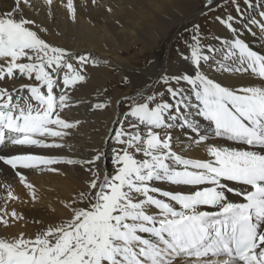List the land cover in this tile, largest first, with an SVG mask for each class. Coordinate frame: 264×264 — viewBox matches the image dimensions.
<instances>
[{
  "label": "snow or ice",
  "instance_id": "obj_1",
  "mask_svg": "<svg viewBox=\"0 0 264 264\" xmlns=\"http://www.w3.org/2000/svg\"><path fill=\"white\" fill-rule=\"evenodd\" d=\"M59 2L75 22L74 0ZM53 4L12 0L0 11V164L33 202V173L65 175L71 166L82 173L83 189L63 204L69 216L35 221L34 236H0V264H264V54L237 27L264 40V0H243V7L241 0H202L205 27L218 23L230 36L193 22L178 34L186 66L141 84L124 76L132 94L116 100L111 152L101 145L86 157L51 153L68 149L86 123L66 118V110L111 106L110 97L92 103L80 96L89 69L117 66L46 40L47 27L27 13ZM103 7L113 13L118 0ZM217 70L251 82L224 83ZM0 200L5 228L24 219L7 210L20 198L2 178Z\"/></svg>",
  "mask_w": 264,
  "mask_h": 264
},
{
  "label": "bare ground",
  "instance_id": "obj_2",
  "mask_svg": "<svg viewBox=\"0 0 264 264\" xmlns=\"http://www.w3.org/2000/svg\"><path fill=\"white\" fill-rule=\"evenodd\" d=\"M74 2L77 5L75 22L70 19L67 8L59 0H54L51 9L46 8L38 14L28 12L27 15L47 27L49 34L45 36V39L54 45L69 48L78 53H91L117 66V70L109 67L90 68V80L80 93L83 99L96 103L104 101L105 89L115 88L113 93L115 109L86 112L83 107H74L66 110V118L83 120L86 123L81 126L75 138L67 142L68 149L53 150L51 153L86 157L84 147L90 151L91 148L102 145L105 149L104 140L121 112L116 100L125 95L123 89L127 91V94H132V89L122 84L121 77L128 76L137 84H141L150 74L163 69L176 71L186 66L177 55L178 37L168 57H163L161 53V42L174 31L181 32L183 27L197 20L201 24L202 16L199 14L202 0H118L119 7L113 13H107L103 7V5L112 3L113 0H100V7L88 6L86 8L80 6L82 0H74ZM11 3L12 0H0V11L8 10ZM63 3L66 4V0H63ZM241 6H244L243 3ZM231 13L236 16L235 11ZM237 27L240 29L241 37L254 50L264 54V40L250 35L243 23L238 22ZM208 29L221 37L230 36V33L218 23L207 25L205 31ZM180 48L184 50L183 45ZM212 74L227 84L242 85L251 82L248 79H228L223 72L218 70L213 71ZM253 79L257 78L253 77ZM96 128L101 132L93 138L90 133ZM0 169H4L0 173V178L5 179L12 186L14 194L20 198L19 201H9L7 210L11 212L14 208L24 217L23 220L7 228L0 224V236L12 237L21 232L26 236H34L39 231L35 221L50 223L60 217L69 216L70 213L63 207V204L69 202L76 193L83 189L82 173L73 170L71 166L63 168L65 175L33 173L30 180L35 184L39 197L37 202H33L28 190L19 183L11 171L2 164H0ZM20 201H26V203ZM2 204L3 200H0V205ZM52 209L56 211L52 212Z\"/></svg>",
  "mask_w": 264,
  "mask_h": 264
},
{
  "label": "rangeland",
  "instance_id": "obj_3",
  "mask_svg": "<svg viewBox=\"0 0 264 264\" xmlns=\"http://www.w3.org/2000/svg\"><path fill=\"white\" fill-rule=\"evenodd\" d=\"M242 3H243V0H241V5H242ZM229 11H231V12H234L235 10L234 9H232L230 6H229ZM200 16H201V14H199ZM200 18V17H199ZM205 17L203 18L202 17V20H201V26L204 28V26H205ZM195 22H199L198 20L197 21H195ZM205 28H207V26L205 27ZM180 33V31L178 32V30L177 31H174L173 33H171L165 40H163L161 43V46H162V50H161V53L163 54V57H168L169 56V53H170V51H171V49H172V45H173V43L177 40V37H178V34ZM137 49H139V48H137ZM136 49V50H137ZM123 77H121V79H122ZM114 89L115 88H110V87H108L107 88V91L105 92V97H110L111 98V100H112V103H111V106L108 108V109H106V110H108V111H113L114 109H115V106H114V99H115V96H113V93H114ZM124 91H123V93H125V95H131V94H127V91L125 90V89H123ZM118 107V106H117ZM118 108H121V107H118ZM111 109V110H110ZM105 110V111H106ZM104 111V110H103ZM107 115V114H106ZM116 126V121L114 122V125H112V127L111 128H114ZM100 132H101V130L100 129H98V128H96V129H94V131H92L91 133H90V135H93V138L95 137V136H98V135H100ZM107 143H106V147H105V151L106 152H111V149H112V147H113V145H114V141L109 137V135H107ZM106 138H105V140H106ZM89 140H91V139H89ZM105 140H104V142H105ZM84 150H85V152L87 153V156L89 155V150L88 149H86V147H84L83 148ZM107 167H108V169L110 170L111 169V163H110V160L107 162Z\"/></svg>",
  "mask_w": 264,
  "mask_h": 264
}]
</instances>
